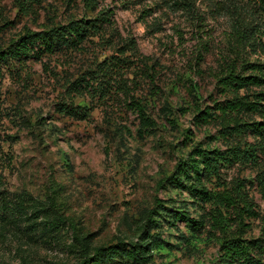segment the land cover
<instances>
[{
  "label": "rangeland",
  "instance_id": "obj_1",
  "mask_svg": "<svg viewBox=\"0 0 264 264\" xmlns=\"http://www.w3.org/2000/svg\"><path fill=\"white\" fill-rule=\"evenodd\" d=\"M78 21L96 28L74 45L0 57V264H92L95 249L119 241L140 245L144 260L103 264H220L224 239H264V134L232 129L263 124L264 109L220 113L235 93L217 85L232 66L264 63L241 43L255 32L264 45L256 0H0V53ZM237 94L264 106V86ZM238 144L255 149L257 165L194 188L158 186L195 148ZM235 188L254 217L195 196Z\"/></svg>",
  "mask_w": 264,
  "mask_h": 264
},
{
  "label": "trees",
  "instance_id": "obj_2",
  "mask_svg": "<svg viewBox=\"0 0 264 264\" xmlns=\"http://www.w3.org/2000/svg\"><path fill=\"white\" fill-rule=\"evenodd\" d=\"M256 2L264 12V0H256ZM95 28L96 26L91 25L89 22L83 23L82 21H78L48 31L27 33L18 41L10 44L4 52L0 53V57H9L11 60H16L21 56L27 58L28 56H37L39 53L50 52L59 44L63 46L74 45ZM254 36L255 32H251L248 35L243 34L241 37L242 45L260 48L264 53V45L258 42ZM261 36L264 38V31L261 33ZM242 67V70L237 72L236 67L232 66L224 72V75L217 79V85L223 92L235 93L231 99L218 106V111L224 115L226 113L239 115L244 112L263 113L264 106L258 101H251L248 96H239L237 93L240 89L251 85L264 86V63H244ZM108 69L106 66L105 70ZM249 71L251 75L246 74ZM64 106L68 108L66 104ZM232 129H234L236 135H240L243 132L264 134V123L241 124L236 122ZM257 162L255 149L250 145H243L241 147L238 144L224 152H210L201 148H195L185 160H179L174 167L173 175L160 181L158 186L162 187L164 182H167L174 184L176 187L186 188L185 184L189 182L191 188H194L196 182L197 185L200 184V178L202 177L220 178L219 174L222 168L225 169L234 164L257 165ZM191 176H196L194 183ZM262 182L264 183V176H262ZM195 196L205 203L212 201L225 211L232 209L234 214L240 219L255 216L252 203L241 192L240 188L233 190L225 189L215 194H211L203 189L195 190ZM159 206H161L159 200H156L155 208L149 212L147 218L148 224L152 222L151 215L156 213L155 210ZM181 218H185V221L188 224H192L193 227L198 225V222L192 221L188 217L181 216ZM128 246V244L119 241L115 245L97 248L94 252L92 264H103L105 261H111L118 254L126 256L129 260H144V250L140 245L136 244L131 249H127ZM253 251L255 254L263 256L264 239L249 242L238 237L224 239L220 246V264H264L252 255ZM89 261H91L90 258H85L80 264H89Z\"/></svg>",
  "mask_w": 264,
  "mask_h": 264
}]
</instances>
